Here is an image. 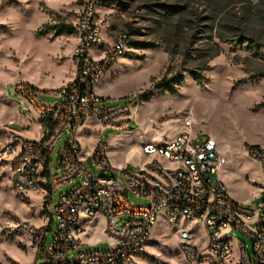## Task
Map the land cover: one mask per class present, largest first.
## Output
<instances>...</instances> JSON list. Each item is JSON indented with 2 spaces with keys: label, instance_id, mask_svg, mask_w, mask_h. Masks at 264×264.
I'll list each match as a JSON object with an SVG mask.
<instances>
[{
  "label": "rangeland",
  "instance_id": "rangeland-1",
  "mask_svg": "<svg viewBox=\"0 0 264 264\" xmlns=\"http://www.w3.org/2000/svg\"><path fill=\"white\" fill-rule=\"evenodd\" d=\"M86 1L96 5V20L104 39H114L127 32L130 47L136 50L124 55L137 62L136 69H128L130 71L126 73L127 76L130 73L131 77H137L136 90L128 97L111 99L110 103L103 105L133 104L139 100L138 94L142 92L152 94V97L148 101L140 99V105L133 108L129 122L123 126L102 130L94 126L91 128L94 130L91 138H88L90 132H81L78 139L83 145L90 148L96 139L105 141L108 158L114 167L137 170L143 162L148 161L142 147L163 142L169 133L167 129L184 128L185 118H190L192 122L190 137L206 135L212 138L211 133L217 135L223 129L232 130L228 140L230 151L224 165L227 171L222 174L223 183L237 201L260 203L261 199H253L250 195V181L256 176L254 163L246 149H240L238 143L244 135L242 127L245 123L252 122L257 118L258 110L264 109L257 107L264 103V0H0V127L11 122L10 129L30 138L37 135L38 124H33L22 111L19 106L22 101L11 93V86L21 79L40 89L51 90L72 76L74 33L57 35L38 32L44 24L73 26ZM162 4L174 7L175 12L167 18L158 15L162 11L159 5ZM150 45L154 47L150 48ZM213 45L218 46L220 54L208 62L209 69L203 72L207 83L200 88L183 69L199 71V65L205 63L206 57L213 51ZM165 48L174 52L171 60L164 52ZM93 50L90 55L96 59L100 52L96 48ZM149 51H160L167 56L156 74L158 54L146 57ZM145 57L146 60L140 64ZM166 69L168 77L179 73L184 78L174 96L158 95L152 86V78L158 79ZM149 75L154 76L147 84L143 77ZM226 89L229 95L250 98L247 100L250 105L247 108L246 104L242 108L233 105L235 101L225 98ZM183 103L185 110L175 112L174 107ZM161 104H166L174 112L169 125L164 124L168 121L164 119L158 121L159 125L149 123L145 129V124L138 119V112L147 108L154 110ZM27 124L28 128L25 127ZM4 139L0 134V148ZM212 139L217 143L216 139ZM62 142L63 139L59 140L52 151L53 169ZM88 163L92 172L97 174L91 159ZM62 190L53 195L49 203L51 207ZM45 196L46 192L40 189L26 194L11 189L7 167L0 163V264L42 263L43 257L37 258L25 235L11 227L24 221L36 227L43 225L46 219L43 211ZM128 198L133 204H147L132 193ZM260 215L259 211L256 217ZM80 220L84 221V218ZM101 226L102 223H98L87 228L90 237L84 239L88 242H83L79 249L108 247V239ZM181 226L182 223L175 225L160 216L140 263L186 264L178 248L180 239L176 228ZM49 227L46 242L55 230V220ZM194 231L197 232L196 229ZM84 233L80 234L81 238ZM224 235L221 233V236ZM227 235L231 238L230 242L243 241L250 252L251 243L242 233L229 231Z\"/></svg>",
  "mask_w": 264,
  "mask_h": 264
},
{
  "label": "built area",
  "instance_id": "built-area-1",
  "mask_svg": "<svg viewBox=\"0 0 264 264\" xmlns=\"http://www.w3.org/2000/svg\"><path fill=\"white\" fill-rule=\"evenodd\" d=\"M73 27L74 76L70 82L51 90L21 79L11 86V93L22 101V111L37 118L32 120L40 124L41 134L25 137L9 128L11 122L2 125L0 134L5 139L0 163L7 167L11 189L20 194L44 190L47 201L43 225L24 221L11 229L25 235L37 258L43 257V264H141L153 228L162 216L166 222L183 224L176 229L186 264H264V145L246 147L263 177L262 200L257 204L240 203L227 194L220 179L226 157L212 138L190 137V118L173 138L144 145L142 153L148 161L137 170L114 167L105 141L96 139L87 148L77 135L87 121L100 130L129 122L140 98L133 104L105 107L111 99L98 95L95 87L126 52L136 50L130 47L127 32L104 39L92 1L83 4ZM94 48L101 52L96 59L90 55ZM61 139L53 169L52 151ZM90 159L97 174L92 172ZM58 190L62 191L51 207ZM130 193L147 204L131 203ZM97 216L104 218L102 232L108 247L79 249L83 245L80 234ZM53 220L55 230L46 242ZM229 231L247 237L250 252L243 241L230 242Z\"/></svg>",
  "mask_w": 264,
  "mask_h": 264
},
{
  "label": "crops",
  "instance_id": "crops-1",
  "mask_svg": "<svg viewBox=\"0 0 264 264\" xmlns=\"http://www.w3.org/2000/svg\"><path fill=\"white\" fill-rule=\"evenodd\" d=\"M93 52H94V50L90 51V53H93ZM154 54H158V59H159L158 66L156 67V70H155V74H156L162 68L164 63L166 62L167 56H166V54H163L160 51L159 52H156V51L155 52H150L149 51V53L146 54V57L148 55L152 56ZM100 55H101V52H100ZM146 57L144 58L143 61H141L140 64H143V62L146 60ZM136 67H137V62L135 63L133 60H131L130 57L129 58L126 57V56L121 57L117 61L116 65H114L111 68L109 73L106 74L105 77L101 80V82L95 87L96 93L98 95H101V96H104V97H108L110 99H117V98L118 99H123L125 97H128L129 95H132L131 94V93H133L132 91L137 87L136 82H137L138 79H137V77H131L132 74H130V73L127 76L126 73H128L130 70H135ZM128 69H130V70L127 71ZM154 75H149V76L143 77V79L145 78L146 83L148 84V82L150 81V79ZM73 76H74V70H73L72 76L66 82L62 83L61 85H64V84L70 82L73 79ZM139 80L141 81V79H139ZM60 86L58 85L57 88L60 87ZM225 91L227 93L225 98L227 100H229V101H235L233 105L240 106L241 108L245 107V104H246V108H247V106L250 105V103L247 104V100H249L250 98L241 97V96H235L233 94L229 95L228 90L226 89ZM43 99L52 100L53 98L48 97V96H43ZM183 110H185V104L184 103L181 104L180 106L177 105V106L174 107V111L175 112H180V111H183ZM258 111H260V112L259 113L257 112L258 113L257 118L253 119L252 122H250V123H245L244 127H242L244 135H243L242 138L239 139L238 147L240 149L241 148L242 149H246V147L248 145H264V109H259ZM173 116H174V112H171V110L168 108V106L166 104H161V105L155 107L154 110L147 108V109H144L142 111L140 110L138 112V119H139V121H141V122H143L145 124V129H146V127H147V125L149 123H154L155 122L157 125H159L158 121L164 120V119L168 120V121H166L164 123L165 125L168 126L169 122H170L169 119L172 118ZM28 118H30L29 120H31L33 124H36V122L32 120V119L37 120V118L35 117V115L33 113L29 114ZM89 122H93V121H87L80 128L79 133L77 135V138H78V136H79V134L81 132L83 133L84 130L90 132L88 134V136H89L88 138L93 137V132L94 131L91 128H93L94 126L96 127V125L95 124H93V125L89 124ZM37 124L38 125L36 127H38V130L36 131L37 135L34 136L35 138L39 137L40 124L39 123H37ZM27 125L26 126L23 125V126L28 128L29 125L28 126ZM88 129H91V131L88 130ZM182 129H183L182 127H179V128L172 127L170 129H167V131L169 133L166 134L165 140L173 138L180 131H182ZM170 130H173V131L170 132ZM40 134H41V131H40ZM231 135H232V130H228V129L227 130L226 129L221 130L217 135L214 134V133H211V137L216 139V141H217L216 144H217L218 151L222 155H224L225 157L227 155H229V151H230L229 150L230 149L229 145H230V143L228 144V140L230 139ZM203 136H206V135H203ZM80 143L82 144V146H84L83 142L80 141ZM252 162L254 163V166H255V169H256V176H253L252 180L250 181V183H251V187H250L251 194L250 195H251V197H253V199H261L262 200L261 187L263 186V177H262V175L260 173L259 165L253 160H252ZM143 164H144V162H143ZM226 171H227V168H224V167L220 171V179H221L222 182H223L222 174L226 173ZM224 186L226 188L225 184H224ZM226 192L233 200L237 201L230 194V192H229V190H227V188H226ZM237 202L245 203L246 201H237ZM98 223H102L101 227H103L104 218L101 217V216H97L95 221L93 222V224L91 223L88 227H93V225H96ZM88 237H90V233L86 229V231L84 233V237L81 238L79 236V238L81 240V243H83V242L85 243L86 240H84V239L85 238L87 239ZM86 242H88V241H86Z\"/></svg>",
  "mask_w": 264,
  "mask_h": 264
},
{
  "label": "trees",
  "instance_id": "trees-1",
  "mask_svg": "<svg viewBox=\"0 0 264 264\" xmlns=\"http://www.w3.org/2000/svg\"><path fill=\"white\" fill-rule=\"evenodd\" d=\"M160 9L162 10L161 12H158L157 14L167 18V16L169 14H171L172 12H175V8L172 6H167V5H159ZM42 32H52L54 34L60 35L64 32H67L69 34L74 33V27L70 24H63V23H56L53 25H49V24H44L41 28V30L38 32V34H41ZM243 43V42H242ZM150 48H153V45L149 46ZM213 51L206 57V61L205 63H202L201 65H199V71L196 70H191V69H183L184 72H187L188 75L193 79V81L196 83V85L200 88H203L206 83L207 80L203 75L204 71H207L209 69L208 66V62L212 59H214L215 57H217L220 54V49L218 48V46L213 45L212 47ZM164 52L167 54L168 59L171 60L174 52L172 50H169L167 48L164 49ZM185 62V61H184ZM168 69L165 70V74H163L161 77L157 78H152L151 82H152V86L154 91H156L158 93V95H170V96H174L178 93L180 86L183 82V77L182 75H180L179 73H176L174 75L171 76H167L166 74ZM238 82H243V80H239ZM140 97V99H143L144 101H148L151 97L152 94H146L144 92L139 93L138 94ZM258 108H262L264 107V103H260L258 106ZM46 200L44 201V207L46 204ZM43 211H45V209H43Z\"/></svg>",
  "mask_w": 264,
  "mask_h": 264
},
{
  "label": "water",
  "instance_id": "water-1",
  "mask_svg": "<svg viewBox=\"0 0 264 264\" xmlns=\"http://www.w3.org/2000/svg\"><path fill=\"white\" fill-rule=\"evenodd\" d=\"M124 195H126V192H124ZM41 264H43V263H41Z\"/></svg>",
  "mask_w": 264,
  "mask_h": 264
}]
</instances>
